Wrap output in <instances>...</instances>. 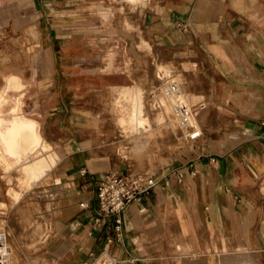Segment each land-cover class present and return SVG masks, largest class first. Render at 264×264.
Instances as JSON below:
<instances>
[{"label":"rangeland","instance_id":"374dc122","mask_svg":"<svg viewBox=\"0 0 264 264\" xmlns=\"http://www.w3.org/2000/svg\"><path fill=\"white\" fill-rule=\"evenodd\" d=\"M135 1L28 0L29 22L16 27V32L0 34V48L19 56V62L11 59L20 67L11 66V70L25 69L29 81L27 86L23 79L11 78L0 90V100L9 99L11 105L23 108L26 116L40 121L47 140L53 144L36 153L34 176H26L22 169L10 171L6 163L2 166L0 148V264H164V260L176 264L179 261L173 256L176 252L172 240L178 244L185 241L172 217L167 221L172 235L154 224L157 227L146 232L148 238L137 242L126 236L125 223L122 240L115 232L114 218H103L97 223V191L104 173L123 172L121 167L125 166L124 172L156 175L169 160L188 151L195 141L202 143L204 139L205 129L200 128L192 114L182 79L169 80V85L177 82L175 90L171 86L170 90L163 89L165 81L156 80L155 64L174 62L175 57L172 50L162 48L154 26L157 8L166 0ZM32 26L36 29L31 41H27V30ZM146 31L153 44L150 53L144 48L132 51L133 42L138 47ZM12 34L21 39L14 38V42L22 47V52L13 44ZM30 44H35L31 49L36 55L34 61L25 57ZM127 67H133L137 76L154 84L151 87L137 82L132 89H140L150 97L159 95L162 103L158 100L159 105L152 109L151 116L161 122L160 128H168L139 154L134 152L135 141L127 137L129 133L120 122L117 111L120 89H108L110 85H133L125 73ZM128 72L132 74V68ZM156 72L170 74L172 70L158 64ZM7 73L5 70L4 74ZM200 105L195 108L202 110ZM110 106L126 140L114 128ZM209 121L202 123V128ZM179 122L185 123L183 127ZM30 182L34 184L32 187ZM209 240L207 235L194 239L187 254L195 260L186 256L181 258V263L228 264L225 259L210 255L221 250L217 244L210 246ZM107 247L113 262L100 257ZM260 248L264 264V246ZM241 262L260 264L258 257L241 258Z\"/></svg>","mask_w":264,"mask_h":264},{"label":"crops","instance_id":"0c3cea01","mask_svg":"<svg viewBox=\"0 0 264 264\" xmlns=\"http://www.w3.org/2000/svg\"><path fill=\"white\" fill-rule=\"evenodd\" d=\"M29 7L28 0H0V34L25 26ZM157 10V39L175 57L174 62L155 64L156 80L168 83L171 78L182 79L192 114L205 132L202 143H195L157 171L158 185L143 202L128 206L123 214L125 234L137 242L148 238L147 230L157 225L172 235L167 227L172 217L185 241L178 244L172 240L176 252L173 256L179 258L176 264H182L181 258L186 256L195 260L187 251L194 239L205 235L210 246L217 244L221 250L210 254L214 258L244 264L241 258L258 257L263 264L264 0H166ZM35 29L32 26L27 30V41H31ZM147 33L138 47L133 42L132 51L144 48L150 53L153 44ZM14 38L19 37L12 34L11 40L22 52ZM34 45L25 47V57L31 61L36 56L31 50ZM11 58L18 60L19 56L0 48V90L11 78L23 79L28 86L25 69L14 71L11 66L19 63H5ZM158 64L169 66L172 72L159 75ZM125 73L133 85H110L108 89L132 88L137 82L154 87L149 80L137 76L133 67H127ZM110 97L112 100L111 93ZM197 104H205L206 108L194 109ZM110 109L114 128L126 140L112 106ZM207 119L209 123L202 128ZM179 124L183 127L185 123ZM133 150L139 154L134 145ZM63 159L62 153V162ZM121 168L120 173L131 174L124 172L125 166ZM109 249L106 251L110 257ZM164 264L169 261L164 260Z\"/></svg>","mask_w":264,"mask_h":264},{"label":"bare ground","instance_id":"6f19581e","mask_svg":"<svg viewBox=\"0 0 264 264\" xmlns=\"http://www.w3.org/2000/svg\"><path fill=\"white\" fill-rule=\"evenodd\" d=\"M136 1L134 3H136ZM18 44L21 45V43H19V42H18ZM132 48H135V47H132ZM4 60H6V59L4 58ZM3 61H1V63ZM13 61H12V59H8L7 61H5V63L6 62H7V64L13 63ZM173 83H175L176 85L175 86L172 85L171 88L175 90L178 88V84L176 82H173ZM169 86H170L169 83H167V81H165L163 89H165L167 87L169 89ZM138 87H140V86H138ZM117 88L120 89L119 92L121 93L119 105L117 107V111L119 112V115H120V122L122 124L123 129L129 133V135L127 137H129L135 141L134 149H136L137 152L140 153L141 151L147 149L148 146H150V144L153 142V140L156 138L157 135H163L164 133H166V131L168 129L167 127H161L160 128V126H162L160 124L161 122L159 123V120L156 118V116L155 117L151 116V114L153 113L152 109L153 108L157 109V107L159 105L158 104L159 95H156L155 97H153V95H152V97H150V96L144 95L140 89L134 90L130 87H123V86L117 87ZM170 92H172V91H170ZM165 95H167L166 92H165ZM171 97H172V95H171ZM160 101L161 100H159V102ZM160 103H162V102H160ZM19 104H20V102H19ZM202 105L205 106L203 108V109H205L206 105L205 104H202ZM22 109L20 107H18L17 105L16 106H14L13 104L11 105L9 99H7V98H3L2 100H0V148L3 151V158L1 160V165L3 166L4 165L3 163H6L9 166L10 171H11V169L12 170L15 169L16 171H19L20 169H22L26 176H31L34 174V171L37 169L36 168L37 167L36 166L37 161L35 160L36 153L40 152L39 151L40 149L42 151V150L46 149V147H51L53 144L47 140V138L44 134V129L42 128L40 121H38L35 118H31V117L26 116L22 112ZM161 109L163 110V106L161 107ZM125 111H127L128 113H124ZM164 112L166 113V111H164ZM169 121H170V119H169ZM156 129H157V131H156ZM42 161H40V163ZM46 161H48V160H46ZM46 161H45V163H46ZM49 163H50V160L48 161L47 164H49ZM41 164H40V166L43 165V164L42 165ZM47 164L44 166H47ZM47 167H49V166H47ZM51 167L53 170H55V168H53V166H51ZM51 167L49 168V170L51 169ZM39 169H38V171H39ZM44 169L45 168H43V171H44ZM45 171H47V169ZM36 172H37V170H36ZM42 172H41V174H42ZM45 174L46 173H44L43 175H45ZM49 174H51V172L48 173V175ZM39 175H40V173H39ZM43 175H40V176H42V178H44ZM23 177H25V176H23ZM33 179L36 180V177ZM46 179H48V177ZM31 181L33 182V180H31ZM32 182H30L31 187L33 184ZM37 182H39V181H37ZM41 182H44V180H42ZM40 183L37 185H41ZM53 183H56V182H53ZM46 185L47 184H45V186ZM49 186H52V185H49ZM27 187H28V185H27ZM34 188H36V187H34ZM34 188H33V190H34ZM52 188L55 190V187H52ZM45 190H46V188H45ZM40 192H42V191H40ZM38 193H39V191H38ZM54 194H55V191H54ZM46 197H48V196H46ZM44 199H46V198H44ZM107 248L109 249V247H107ZM102 257H108L109 259H111L108 256L107 251H105V253L103 254ZM112 262H113V260H112ZM112 264H114V262Z\"/></svg>","mask_w":264,"mask_h":264},{"label":"built area","instance_id":"2783aa9c","mask_svg":"<svg viewBox=\"0 0 264 264\" xmlns=\"http://www.w3.org/2000/svg\"><path fill=\"white\" fill-rule=\"evenodd\" d=\"M172 85L175 86L176 84H170V86ZM200 107L203 109L205 106L200 105ZM157 185L156 175L124 174L113 171L104 173L101 176L97 191L99 202L97 223L100 224L103 218H114L115 232L118 239L122 240L124 212L131 204L143 202ZM112 242L113 240H109V243Z\"/></svg>","mask_w":264,"mask_h":264}]
</instances>
